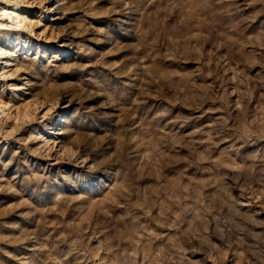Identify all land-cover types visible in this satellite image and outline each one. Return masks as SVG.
Listing matches in <instances>:
<instances>
[{
    "label": "rangeland",
    "instance_id": "1",
    "mask_svg": "<svg viewBox=\"0 0 264 264\" xmlns=\"http://www.w3.org/2000/svg\"><path fill=\"white\" fill-rule=\"evenodd\" d=\"M20 4L0 264H264V0Z\"/></svg>",
    "mask_w": 264,
    "mask_h": 264
},
{
    "label": "bare ground",
    "instance_id": "2",
    "mask_svg": "<svg viewBox=\"0 0 264 264\" xmlns=\"http://www.w3.org/2000/svg\"><path fill=\"white\" fill-rule=\"evenodd\" d=\"M2 3L5 6L0 7V31H5L10 28L27 27L25 26L28 23L27 16L20 4L21 0H0V4ZM3 51L4 49L0 48V57Z\"/></svg>",
    "mask_w": 264,
    "mask_h": 264
}]
</instances>
